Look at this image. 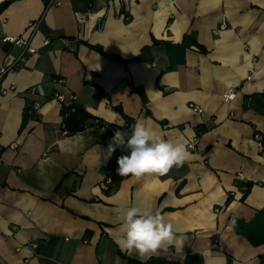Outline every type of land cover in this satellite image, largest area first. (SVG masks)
<instances>
[{
    "label": "crops",
    "instance_id": "obj_1",
    "mask_svg": "<svg viewBox=\"0 0 264 264\" xmlns=\"http://www.w3.org/2000/svg\"><path fill=\"white\" fill-rule=\"evenodd\" d=\"M5 37L36 53L1 82L15 90L0 100V264H264V0H10L0 69L21 54ZM55 94L102 125L63 136ZM137 121L196 147L164 176L102 190L129 151L109 154L112 138ZM132 204L161 209L183 245L143 260L122 249L113 209Z\"/></svg>",
    "mask_w": 264,
    "mask_h": 264
},
{
    "label": "clouds",
    "instance_id": "obj_2",
    "mask_svg": "<svg viewBox=\"0 0 264 264\" xmlns=\"http://www.w3.org/2000/svg\"><path fill=\"white\" fill-rule=\"evenodd\" d=\"M112 139L114 143L109 145V154L121 145L129 150L117 160V172L121 176H164L173 167L184 164L190 155L184 143H173L163 138L141 121L135 123L130 135L117 131ZM113 212L123 230L120 247L136 252L142 260L167 245H183L187 239L186 235L177 233L159 208L146 210L136 204L127 207L117 205ZM231 223H236L235 217Z\"/></svg>",
    "mask_w": 264,
    "mask_h": 264
},
{
    "label": "built area",
    "instance_id": "obj_3",
    "mask_svg": "<svg viewBox=\"0 0 264 264\" xmlns=\"http://www.w3.org/2000/svg\"><path fill=\"white\" fill-rule=\"evenodd\" d=\"M40 22H41L40 20H38L36 22H29L28 27H31V28H33L34 31H36L40 25ZM4 41L18 46L21 49V54L18 58L12 59L8 65H6L0 69V100L5 98V97H8L9 94L15 90V86L13 85V83H11L8 87H4L2 85L1 82L4 79V77L8 74L14 73L15 70L18 69L19 64L21 62H23L24 56L26 54L36 53V49L30 45L29 39H24L22 37H5ZM48 42H49L48 40L44 41V45H47ZM251 78H252V74L248 75L245 79V82L250 81ZM57 82L61 83L62 80H59ZM27 92L31 95H34L37 91H36V88H31ZM235 96H236V91L235 90H229L226 94L223 95V100L226 103H229L235 98ZM53 98L58 100L59 102H61V104L63 103L65 105H70L74 101L73 96H70L69 100H66L61 94H55ZM41 104H42V101L36 100L34 105H33V110L36 111L41 106ZM189 107L194 112H197V113L202 112V109L197 105L191 104ZM95 124H97V123L95 122ZM61 134L63 136L69 134V132H68V130H67V128L63 122L61 123ZM255 139L259 142L262 141L261 136L258 134L255 135ZM10 147L16 148V144H12ZM187 147L189 150H194L196 147V139L193 140ZM118 158L112 164H110V166L108 167L106 175L100 183V188L102 190L106 191L113 185L115 177L118 174V172H117V168L119 166L117 163ZM0 200H1V198H0ZM31 246L35 247L34 244ZM210 248L211 249H217L218 248V239L217 238H213V240L210 243Z\"/></svg>",
    "mask_w": 264,
    "mask_h": 264
},
{
    "label": "trees",
    "instance_id": "obj_4",
    "mask_svg": "<svg viewBox=\"0 0 264 264\" xmlns=\"http://www.w3.org/2000/svg\"><path fill=\"white\" fill-rule=\"evenodd\" d=\"M9 2H10V0L3 1L2 3H0V8L1 7L5 8ZM93 48L96 51H98L99 53L103 54V51L100 47L93 46ZM109 58H111L113 60L121 61V59L118 57L109 56ZM32 115H34V111L32 109L30 112L27 111V115L25 116V120L27 117L32 116ZM61 115H62V119H63L62 122L66 126L69 134H71L73 132L81 131L88 126L93 125L95 122L97 123V125H102L101 121H99L98 119H95L92 115L87 113L81 106H78L74 102L71 103L70 105H65L62 103ZM122 155H125V154L120 153L119 155L116 156L115 160L119 156H122Z\"/></svg>",
    "mask_w": 264,
    "mask_h": 264
},
{
    "label": "water",
    "instance_id": "obj_5",
    "mask_svg": "<svg viewBox=\"0 0 264 264\" xmlns=\"http://www.w3.org/2000/svg\"><path fill=\"white\" fill-rule=\"evenodd\" d=\"M3 1H5V0L0 1V3H2Z\"/></svg>",
    "mask_w": 264,
    "mask_h": 264
},
{
    "label": "bare ground",
    "instance_id": "obj_6",
    "mask_svg": "<svg viewBox=\"0 0 264 264\" xmlns=\"http://www.w3.org/2000/svg\"><path fill=\"white\" fill-rule=\"evenodd\" d=\"M0 1H2V0H0Z\"/></svg>",
    "mask_w": 264,
    "mask_h": 264
}]
</instances>
